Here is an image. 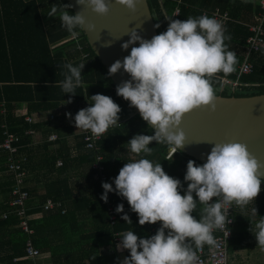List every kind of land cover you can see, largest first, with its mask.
Masks as SVG:
<instances>
[{"label": "clouds", "instance_id": "1", "mask_svg": "<svg viewBox=\"0 0 264 264\" xmlns=\"http://www.w3.org/2000/svg\"><path fill=\"white\" fill-rule=\"evenodd\" d=\"M110 2L76 0L81 9L88 8L100 16L109 14ZM115 3L135 13L140 0H115ZM71 7L70 3L53 5L47 15L58 17L73 38L78 36L77 29L95 31V25L86 20L82 11L70 14ZM166 19L167 30L150 40L131 30L130 39L121 47L128 50L137 42L139 46L132 47L123 61L116 60L109 68L110 76L121 69L130 75V80L116 87V94L138 109L153 130L152 135L137 134L128 141L130 151L136 155H151L152 142L167 144L174 154L181 150L186 144L185 133L179 127L183 117L197 108L215 112L217 96L213 78L220 73L227 77L236 71L238 63L236 53L228 50L225 43L231 36L225 34L226 29L217 19L207 15ZM84 66L71 63L63 66L67 73L60 86L65 94L74 96L75 90L84 86ZM91 100V106L76 113L74 123L77 129L90 131L94 138H99L119 124L121 108L103 94L92 95ZM71 102V99L67 101ZM66 117L72 119V114L66 113ZM262 176L264 163L246 144L239 142L214 143L201 166L189 160L184 176L187 189L183 195L181 181L168 175L161 163L141 158L124 164L114 179V189L112 184L102 183L101 199L107 203L108 193L115 191L137 214L139 225L160 222L161 226L150 238H139L133 231L124 232L117 249L128 250L130 255L121 264H197L196 249L218 246L214 231L224 229L231 222L227 219L230 207L224 206L243 208L255 201L261 191ZM198 205L202 206L200 219L192 215ZM116 212H124L122 203L117 205ZM252 214L257 215L255 207ZM121 219L132 223L127 214ZM250 230L257 246L264 249V219Z\"/></svg>", "mask_w": 264, "mask_h": 264}, {"label": "trees", "instance_id": "2", "mask_svg": "<svg viewBox=\"0 0 264 264\" xmlns=\"http://www.w3.org/2000/svg\"><path fill=\"white\" fill-rule=\"evenodd\" d=\"M260 1L148 0V3L156 25H160L157 28L159 34L167 30L169 21L166 18L168 17L180 20H185L188 17L196 18L203 15L206 10L217 8L222 9V12H230L235 21L230 20L224 25L226 29L225 34L231 36V39L225 41V43L228 45V50L236 53L238 63L235 65L236 71L227 77L223 73L214 77L212 86L216 96L225 98H251L264 95V49L260 53L253 55L254 73L242 77L241 87L235 90L234 87L227 86L225 91H222L224 80L231 82L238 80L239 67L247 57L248 40L252 36L249 25L256 24V20L253 21V17L258 12H261ZM61 4H69V1L0 0V55L2 52V56H0V70L6 68L9 72L7 76L8 81L4 86L0 87V102H3L4 98H6L7 110V116L0 115V145L6 137L5 128L2 129V124L5 120L8 124L7 127L10 126L12 128L9 127L10 130L8 131L6 127L7 132L16 135L22 140L20 143L15 144L18 148L19 157H28V162L32 159V151L34 150L30 147V144L33 142V135H29L27 132L36 129V126L26 122L23 118L14 116L12 112L14 109L13 103H27L32 108H53L56 109V113H71L73 119L79 110L91 106L90 103H93L91 96L95 94L109 96L120 106L119 124L107 131L102 142L103 146L101 142H98V150L88 149L86 148V143L83 141L84 149L89 151L86 158L90 167V171L85 173L84 177L85 182L94 183L93 194L74 197L72 189L69 187V182L68 184H62L61 182L52 184L47 194L41 197H35V194L28 191L31 195V203L32 200L34 201V198H37L33 202L34 208H32L30 216L36 213H44L42 220L30 221V229L34 231L32 240L40 251L43 252L46 243L44 238H39L38 236L53 227L55 221L64 220L66 222L67 220L71 221L72 224L75 222L72 228L76 229L72 232L76 231L72 235V240L75 239L74 242L78 241V248L82 250L81 252L83 254L92 252L98 254V251H101L99 246L97 244H90V241L103 237L112 238V235L120 231V229L124 228L133 231L134 234H138L139 238H150L156 234L151 233V226L149 224L139 225L138 216H132L134 212L131 211L127 200L117 193L114 197L112 196V200H115L116 205L122 203L124 205V212L117 216L115 226L110 225L107 209L105 208L106 204L101 199L104 189L96 177L100 171L93 168L99 162L98 157H103L100 163H102L103 167L105 166L104 169L109 176V183L115 188L114 179L119 174L120 169L118 168H122L126 163L134 162L127 160L124 156L115 157L113 152L115 145L113 143L117 138L116 136L120 139L126 133H129V138L137 134L152 135L153 130L140 116L127 120L134 114L135 110L122 97L116 94V87L110 80L105 67L89 45L82 30L77 29L78 36L73 38L61 26L58 17L48 20L51 17L47 13L51 7L53 5L59 7ZM177 8L180 13L175 16L174 12ZM68 11L70 14H74L72 8L68 9ZM68 63H71L73 66L85 64L82 69L84 86L78 87L75 90L74 96L72 94H65L60 86L67 73V69L63 66ZM69 99H71V103H67ZM86 134L87 131L82 139H85ZM149 147L153 150L152 154L145 155L141 153L137 155V160L146 158L153 163H161L168 175L181 181L183 187L180 189V194L183 195L187 189V182L184 181L187 162L193 160L197 166L203 164L180 151L173 155L171 159H168L167 156L171 149L167 144L152 142ZM5 156H7V164L9 152L3 150L0 146V165L5 161ZM261 181V184L264 185V180ZM9 182L7 185L8 191L6 192L11 195L12 186H14V180H11V176H9ZM194 198L198 199L195 197V194ZM48 200H52L54 204L59 206L57 212H45L42 209ZM259 203L264 210V193ZM201 207L198 205L197 210L192 213L196 219H200ZM63 211H67L68 214L61 216V212ZM9 212L10 208L8 206L5 208V213ZM1 214L0 264H34L33 261L24 259L28 234L19 227L22 220L15 213L8 215L7 219H3L4 217ZM124 214L130 217L131 224L121 219ZM235 218L236 224L234 227V237L231 241V253L239 246L238 244L242 240V235L237 230L241 218L240 209L236 212ZM83 223L87 224V227L82 230ZM158 224L159 222L156 223V225ZM86 228L90 231L88 232ZM4 239L6 241H2ZM91 249H97L98 251ZM3 251L11 255H9V259H4ZM112 252L113 254L106 253L102 257L93 258L92 261L95 264H114L118 261L114 247L112 248ZM17 257H20V259L14 262V259Z\"/></svg>", "mask_w": 264, "mask_h": 264}, {"label": "crops", "instance_id": "3", "mask_svg": "<svg viewBox=\"0 0 264 264\" xmlns=\"http://www.w3.org/2000/svg\"><path fill=\"white\" fill-rule=\"evenodd\" d=\"M241 1L248 2L251 0H241ZM261 1H260V5H261ZM216 10H219L220 12L223 11L220 8L214 10H206L204 11L203 15L208 14L207 16L209 17V14L211 12L212 13L215 12ZM226 13L230 15L232 21H235L231 16L230 12L226 11ZM260 13L258 12L257 15L253 17V21L255 20L257 21V17H259ZM0 56H2V52ZM8 75L9 72L7 71L6 68L0 70V87L6 84V82L8 81L7 80ZM13 105H14V109L12 110V112L14 116L23 118L24 120H26V122H28L27 121L28 118H33L35 120L34 123H30V122L29 123L31 125L33 124L34 126H36V129H32L27 132V134L33 135V142L32 144H30V147L34 151H32V156H31L32 159L29 162L27 161V163L26 162L24 163V169L27 172V177L25 182L26 191H30L32 194H35V197L38 196L41 197L47 194V191L51 189L52 184H55L57 182H61L62 184L63 183L68 184L69 182V187L72 189L74 197L80 195L87 196L89 194H93L94 183L85 182V177H84L85 173H88L90 171V167L86 158V155L88 154L89 151L84 149L83 141L85 142V140L82 139L86 131L77 129L75 127L73 118L69 119L68 117H66V113L64 112L56 113V109L48 108V107L32 108L27 103H13ZM0 115L7 116L6 98H4L3 102H0ZM133 117H135L134 114L131 115L130 118H128L127 120ZM7 126L8 124L4 120L2 124V129L5 128L4 131L7 130L9 131L10 126L9 127ZM106 133L102 136V139L100 140L101 145L104 140V137L106 136ZM128 135L129 133L123 134L122 138L120 139L118 136H116L117 138L113 143V145H115L113 152L116 158L124 156L125 158H127V160L135 162L138 159V157L136 154L130 151V146L128 144V141L131 138H129ZM52 136H56L55 141L51 140ZM2 144L0 145L1 147ZM2 149L5 150L3 147ZM170 151L167 156L168 159H171L173 157V156L172 157L169 156ZM6 159L7 156H5V161L0 165V184H1L0 214L2 213L1 216L3 215V217L4 216L8 217V215H13L15 213V209L10 206V203L12 201L11 195H9V193L6 192L8 191L7 185L8 183H10L9 176H11V180L13 181L12 175L8 172ZM62 168L64 169L61 170ZM93 168L95 169V166H93ZM109 181L110 180H108V183ZM263 193H264V185L261 184V191L258 194L255 201H253L252 203L248 204L243 208L239 207L241 218L239 220L237 230L242 235V240L238 244L239 246L231 253L232 259L236 264H264V249H261L259 246H257L256 238L253 235L252 231L250 230L252 226L254 228L255 223H257L261 219H264V210L262 209L259 203ZM115 194H116L115 191L111 192L110 202L112 203L113 208L116 211L117 205L115 204V200H112L113 199L112 196L114 197ZM35 199L37 198H34V201ZM34 201L32 200V203L30 201V204L28 206L30 213L32 211V208H34V203H33ZM49 202H52V200H48V202L42 209H44L45 212H53V211L57 212L59 209V206H57V204H55L57 207L54 210L52 211L45 210V207ZM212 202H215V198H213ZM8 206L10 208V212L5 213V208ZM254 207L257 210V215L255 216L252 214V210ZM43 214H44L43 212L34 214L33 216H31V221L42 220L44 218ZM66 214H68L67 211L61 212V216H65ZM119 214L120 213L116 212V219L114 224L111 223L110 217L108 216V220L111 226H115L117 216ZM136 215L137 214L134 213L132 214L133 217ZM73 223L74 224H72L71 221H67V220L66 222L64 220H60L58 222L55 221L53 227L46 230L47 232H43L41 235H39L38 237L44 238L46 243V247L44 246L43 252L40 251V249H38L34 245V242L32 240V236L34 233L32 235H28V240L32 241L33 246L40 252V256L36 257L35 259H30L27 257V254L25 252L24 259L33 261L34 264H95L92 261L93 258L102 257L106 253L113 254L112 252L113 247H114V252H116V255L118 257V261L114 264L123 261L125 257H128L130 255L128 250L117 249V245L120 243L122 234L126 231H129L128 229H124V228L120 229V231L113 234L112 238L103 237L96 239L92 244H97L99 246V249L101 251H98V254L96 252L83 254V252L80 251V248H78L79 246L78 241L74 242L75 239L72 240V235L76 231L75 230L74 232H72L74 229H76V228H72V226L75 225V222ZM82 225H83L82 230L85 229V227H87V224L83 223ZM149 226H151V230H150L151 233L155 234L156 231L160 228L161 224L159 222L158 225H156L155 223L153 225L149 224ZM136 235L138 236V234ZM2 241H6V239ZM204 247L209 248L210 246L204 245ZM3 254H4V259H9L11 256L6 251H3ZM19 259L20 257L15 258L14 262L18 261Z\"/></svg>", "mask_w": 264, "mask_h": 264}, {"label": "water", "instance_id": "4", "mask_svg": "<svg viewBox=\"0 0 264 264\" xmlns=\"http://www.w3.org/2000/svg\"><path fill=\"white\" fill-rule=\"evenodd\" d=\"M68 1L74 14L82 11L86 20L95 25V31L89 32L86 28L82 32L107 73L116 60L123 61L132 47L139 46L137 42L128 50L122 49L121 45L130 39L131 30L135 29L148 40L159 34L148 0H140L135 13L111 0L106 16L97 15L88 8L81 9L76 0ZM109 42L110 46H105ZM109 77L115 87L131 79L123 69ZM225 89L223 86L222 92ZM216 105L215 112L197 108L185 114L179 127L185 133L186 144L178 150L204 164L214 143L239 142L246 144L248 150L264 163V95L251 98L217 96ZM133 108L134 116H140L138 109Z\"/></svg>", "mask_w": 264, "mask_h": 264}, {"label": "built area", "instance_id": "5", "mask_svg": "<svg viewBox=\"0 0 264 264\" xmlns=\"http://www.w3.org/2000/svg\"><path fill=\"white\" fill-rule=\"evenodd\" d=\"M262 12L257 17L256 24L249 25L250 30L252 32V36L248 40V53L245 61L239 67V76L236 82H231L228 80H224V86H232L235 90L241 87L242 77L251 75L254 73L255 66L252 61V57L254 54L260 53L264 49V0L261 1ZM180 11L177 8L175 11V16L179 15ZM208 15V14H206ZM210 18H215L224 26L227 22L231 20L230 15L226 12H220L216 10L215 12H211L209 14ZM30 123H33L35 120L33 118H28L27 120ZM110 127L109 129H111ZM33 133V132H32ZM6 138L2 144V147L9 152L7 168L8 172L12 175L15 186L11 192L12 201L10 206L15 209V214L22 220L20 223V228L23 229L28 235H32L34 232L30 229V210L28 208L31 195L25 189V182L27 177V172L24 169V163L27 162V158L19 157L18 148L15 144L20 142L19 137L16 135L5 132ZM102 139V136L99 138H94L90 131H87L85 136V142L88 149H96L98 150V142ZM52 141L56 140V136L51 137ZM179 151L178 149L176 150ZM176 152V153H177ZM175 153V154H176ZM173 151H170V157L175 155ZM24 159V161H23ZM98 164L94 165L95 169H98L100 172L97 174V180L102 183H108V176L105 173V169L100 163L103 160V157H98ZM104 193V191H103ZM111 192L108 193V201L106 204V209L108 216L110 217V221L114 224L116 219V211L113 208L112 203L110 202ZM57 206L52 202H49L45 207L46 211H52ZM230 207V208H229ZM225 209H228L227 219L231 221L226 225L224 229L215 230L213 235L217 241L216 247H202L200 249H196L198 262L197 264H236L232 259L231 254V241L234 237V227L236 224L235 214L239 210V206L235 205H225ZM7 219V216H4ZM153 225V224H151ZM27 257L30 259H35L40 256V252L33 246L31 240L27 241L26 248ZM122 261L117 264H121Z\"/></svg>", "mask_w": 264, "mask_h": 264}, {"label": "rangeland", "instance_id": "6", "mask_svg": "<svg viewBox=\"0 0 264 264\" xmlns=\"http://www.w3.org/2000/svg\"><path fill=\"white\" fill-rule=\"evenodd\" d=\"M54 18H56V17L48 18V20H52V19H54ZM71 39H72V38H71ZM86 229H87L88 232L90 231L88 228H86ZM93 241H94V240H91V241H90V244L93 243ZM90 248H92V247L90 246ZM91 250L98 251L97 249H91ZM80 251H82V250H80Z\"/></svg>", "mask_w": 264, "mask_h": 264}]
</instances>
